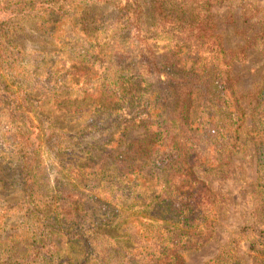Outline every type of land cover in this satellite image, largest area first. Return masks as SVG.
<instances>
[{
	"label": "trees",
	"instance_id": "trees-1",
	"mask_svg": "<svg viewBox=\"0 0 264 264\" xmlns=\"http://www.w3.org/2000/svg\"><path fill=\"white\" fill-rule=\"evenodd\" d=\"M220 1L0 0V264H183L210 239L218 198L193 169L226 165L243 121L211 33ZM66 21L87 46L62 76L70 89L15 87L19 36L50 38ZM258 94L249 135L264 201V79ZM249 244L264 264V233ZM202 264L243 262L227 247Z\"/></svg>",
	"mask_w": 264,
	"mask_h": 264
},
{
	"label": "rangeland",
	"instance_id": "rangeland-1",
	"mask_svg": "<svg viewBox=\"0 0 264 264\" xmlns=\"http://www.w3.org/2000/svg\"><path fill=\"white\" fill-rule=\"evenodd\" d=\"M108 12L109 10L101 15H109ZM210 13L211 33L216 35L223 55L229 59L227 92L241 109L243 121L237 130L236 149L226 165L216 169H193L195 175L216 193L217 216L210 239L200 248L183 251L180 255L183 264H202L223 248L230 247L243 264H255L256 256L249 248V243L254 230L264 233V201L257 187L255 151L249 133L252 126L250 116L264 79V0H222L210 7ZM3 19L5 14L0 10V22ZM144 21L140 36L146 38L148 43L152 35L149 20ZM58 23L54 25L56 29L50 38L29 29L19 36V53L12 66V78L17 82V85L13 84L15 87L38 89L40 86H60L70 89L66 78L61 82L62 76L66 75L65 71L71 68L73 59L80 52L87 53V46L79 49L75 41H72L76 29H80L76 23ZM126 35L131 37L132 33L127 31L123 36ZM74 37L81 35L77 32ZM158 45L155 52L160 54L164 50L160 43ZM98 59L103 62L104 55ZM51 65L53 67L48 69V75L52 74L49 80L47 78L46 85L41 80ZM78 70L91 73L97 71H87L85 68ZM79 98V95L74 96L70 104H79L82 101ZM53 109L56 110L55 107ZM69 113L71 112H67ZM3 118L0 108V133L8 124ZM78 124L74 122L73 126ZM141 136V128H130L118 149ZM11 196L15 198L16 194ZM13 246L15 256L23 254L24 242L18 241Z\"/></svg>",
	"mask_w": 264,
	"mask_h": 264
}]
</instances>
